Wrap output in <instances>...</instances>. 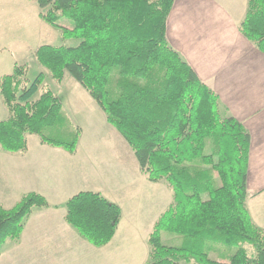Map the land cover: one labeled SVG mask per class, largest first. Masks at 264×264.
Segmentation results:
<instances>
[{
  "label": "trees",
  "instance_id": "trees-1",
  "mask_svg": "<svg viewBox=\"0 0 264 264\" xmlns=\"http://www.w3.org/2000/svg\"><path fill=\"white\" fill-rule=\"evenodd\" d=\"M40 16L69 43L36 48L37 64L62 82L81 84L126 139L141 172L165 181L173 200L149 234L145 264H264V228L247 207L251 134L219 111V96L170 45L168 19L176 0H34ZM241 33L264 52V0H248ZM75 40L76 42L72 43ZM16 62L0 78L9 116L0 119V148L28 150V134L76 152L82 128L41 71L31 81ZM52 207L28 192L0 204V255L20 241L36 209ZM65 220L91 244L114 238L123 211L96 191L65 204Z\"/></svg>",
  "mask_w": 264,
  "mask_h": 264
},
{
  "label": "crops",
  "instance_id": "crops-1",
  "mask_svg": "<svg viewBox=\"0 0 264 264\" xmlns=\"http://www.w3.org/2000/svg\"><path fill=\"white\" fill-rule=\"evenodd\" d=\"M247 9L248 0H176L168 19V38L183 60L219 96L221 115L237 118L249 130L247 207L253 221L264 228V52L240 31ZM40 13L39 10L38 18ZM10 65L13 67V61ZM84 102L64 101L66 112L82 128L74 154L42 143L35 134L27 135L28 150L24 154H12L0 148V204L12 208L24 194L37 192L52 205L33 212L20 241L7 243L0 264H145L148 261L150 248L147 243L133 241L134 233L141 238L140 227L125 207L127 200L145 196L143 191H160L161 195L164 185L149 181L141 172L134 151L107 121L98 104L89 101L86 110ZM86 112L90 118L85 123L81 117ZM8 116L1 97L0 119ZM113 151L124 157L121 163ZM81 191L100 192L122 208L119 228L105 246L91 244L65 220V204ZM160 215L151 217L149 234ZM123 226L134 227L130 228L131 233H126Z\"/></svg>",
  "mask_w": 264,
  "mask_h": 264
},
{
  "label": "rangeland",
  "instance_id": "rangeland-1",
  "mask_svg": "<svg viewBox=\"0 0 264 264\" xmlns=\"http://www.w3.org/2000/svg\"><path fill=\"white\" fill-rule=\"evenodd\" d=\"M39 10L41 11V8L34 0H0V52L4 49V51L0 53V74H10L16 62L27 64L30 68L28 74L30 80L33 81L41 71H44L46 74V84L50 85L66 103L70 104L72 101H85L83 107L86 110L89 108L87 104L89 101L97 105L86 89L70 75H67L60 84L52 78L50 72L46 68L36 63L34 51L37 47L44 44L62 45L69 43V40L66 41L62 38L58 28L38 18L37 12ZM73 42L75 43L76 41L73 40L72 43ZM12 61L13 67L10 65ZM81 118L83 122H88L90 118L89 112H86V115H83ZM103 142H105V140ZM113 152H115L112 154L116 156L118 163H121L120 159H124V157L120 158V155L117 154L116 151ZM135 163L138 165L136 160ZM159 183H161V186L164 185L162 186L161 195L160 191H143L145 196L142 195L141 198L137 197L136 199L131 198L132 200H127L128 204H126L125 207L126 211L132 214V217L136 219V221H134L139 225L138 227H140L141 238L137 233H134L133 241L142 244L143 242L147 243L149 248L151 217L155 214L160 215L173 200V193L166 182L163 181ZM147 221L148 224L146 223ZM133 227L134 226L130 228L133 229ZM124 228L125 226H123V229ZM130 228H125V232L131 233ZM147 236L148 239L146 240L145 237ZM182 264L187 263L182 262Z\"/></svg>",
  "mask_w": 264,
  "mask_h": 264
}]
</instances>
